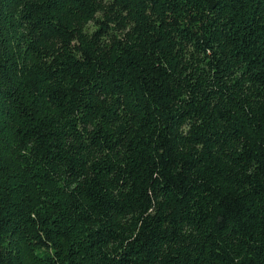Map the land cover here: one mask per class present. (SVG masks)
Segmentation results:
<instances>
[{
  "label": "trees",
  "instance_id": "1",
  "mask_svg": "<svg viewBox=\"0 0 264 264\" xmlns=\"http://www.w3.org/2000/svg\"><path fill=\"white\" fill-rule=\"evenodd\" d=\"M0 264H264V0H0Z\"/></svg>",
  "mask_w": 264,
  "mask_h": 264
},
{
  "label": "rangeland",
  "instance_id": "2",
  "mask_svg": "<svg viewBox=\"0 0 264 264\" xmlns=\"http://www.w3.org/2000/svg\"><path fill=\"white\" fill-rule=\"evenodd\" d=\"M49 253H52V252H49Z\"/></svg>",
  "mask_w": 264,
  "mask_h": 264
}]
</instances>
